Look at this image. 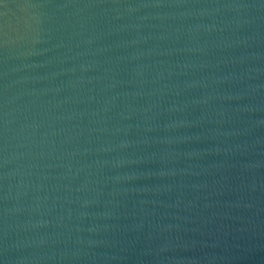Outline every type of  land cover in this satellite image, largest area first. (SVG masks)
<instances>
[{"label":"water","instance_id":"1","mask_svg":"<svg viewBox=\"0 0 264 264\" xmlns=\"http://www.w3.org/2000/svg\"><path fill=\"white\" fill-rule=\"evenodd\" d=\"M0 264H264V0H0Z\"/></svg>","mask_w":264,"mask_h":264}]
</instances>
